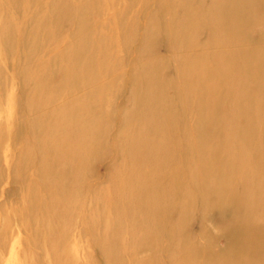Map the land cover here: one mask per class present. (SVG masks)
I'll list each match as a JSON object with an SVG mask.
<instances>
[{"label":"rangeland","instance_id":"374dc122","mask_svg":"<svg viewBox=\"0 0 264 264\" xmlns=\"http://www.w3.org/2000/svg\"><path fill=\"white\" fill-rule=\"evenodd\" d=\"M172 1L0 0V264H264V0Z\"/></svg>","mask_w":264,"mask_h":264},{"label":"bare ground","instance_id":"6f19581e","mask_svg":"<svg viewBox=\"0 0 264 264\" xmlns=\"http://www.w3.org/2000/svg\"><path fill=\"white\" fill-rule=\"evenodd\" d=\"M192 0H174L172 1L171 3H173V5L171 6L172 8L176 7L177 6H183L184 8L185 7H188L190 4L189 2H191ZM227 2L229 3V7L230 9H235L236 7V1L235 0H227ZM189 4V5H188ZM212 5V4H211ZM167 13H166V16H165V26H170V27H174V24L177 23V19H174L175 16L172 15V11L170 9V7L168 6V9L166 10ZM220 11V10H219ZM193 12H196V11H193ZM198 14V13H197ZM199 16V15H198ZM189 20H187L188 22ZM85 29V28H84ZM180 31V30H179ZM38 33V32H37ZM181 33V32H180ZM188 35V34H187ZM186 37V36H185ZM228 48V47H227ZM105 55V54H104ZM85 57V56H84ZM82 62V61H81ZM262 66V65H261ZM93 69V68H92ZM96 71V70H95ZM77 73V72H76ZM90 73V72H89ZM94 74V73H93ZM95 75V74H94ZM187 82V81H186ZM188 83V82H187ZM186 83V84H187ZM173 85V84H172ZM202 85V83H201ZM193 87V86H192ZM77 88V87H76ZM204 88V87H203ZM140 89V88H139ZM177 89V88H176ZM206 89V88H205ZM77 90V89H76ZM95 93V92H94ZM210 97V96H209ZM95 111V110H94ZM96 113V112H95ZM75 114V113H74ZM92 114V112H91ZM71 117V116H70ZM71 124V123H70ZM69 124V125H70ZM73 126V125H72ZM64 129V128H63ZM62 129V130H63ZM38 137V136H37ZM39 142V141H38ZM51 142V141H50ZM53 142V141H52ZM55 142V141H54ZM75 144V143H74ZM88 145V144H87ZM74 149V148H73ZM74 151V150H73ZM62 158V157H61ZM74 175V174H73ZM72 175V176H73ZM74 177V176H73ZM67 178V177H65ZM68 179V178H67ZM54 190V189H53ZM253 200V199H252ZM255 201V200H254ZM259 208V207H258ZM242 209V208H241ZM250 210V209H249ZM56 215V214H55ZM62 215L61 214H57V217H61ZM182 222V221H181ZM53 223V222H52ZM254 229V228H253ZM262 240V239H261Z\"/></svg>","mask_w":264,"mask_h":264}]
</instances>
